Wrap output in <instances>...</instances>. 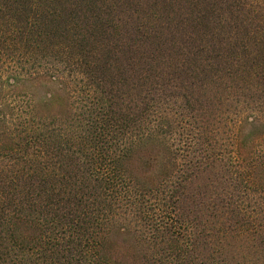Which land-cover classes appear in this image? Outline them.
<instances>
[{
    "label": "trees",
    "instance_id": "trees-1",
    "mask_svg": "<svg viewBox=\"0 0 264 264\" xmlns=\"http://www.w3.org/2000/svg\"><path fill=\"white\" fill-rule=\"evenodd\" d=\"M0 264H264V0H0Z\"/></svg>",
    "mask_w": 264,
    "mask_h": 264
}]
</instances>
